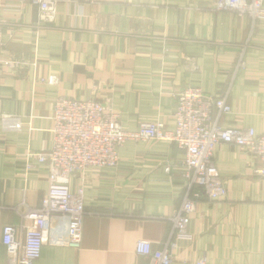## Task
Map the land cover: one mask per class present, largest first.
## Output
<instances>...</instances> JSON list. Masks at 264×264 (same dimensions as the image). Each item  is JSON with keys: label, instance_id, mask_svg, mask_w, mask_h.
I'll return each instance as SVG.
<instances>
[{"label": "crops", "instance_id": "obj_1", "mask_svg": "<svg viewBox=\"0 0 264 264\" xmlns=\"http://www.w3.org/2000/svg\"><path fill=\"white\" fill-rule=\"evenodd\" d=\"M56 1L54 21L44 24L28 1L0 0L1 58L17 62L0 69V264L2 227L23 235L24 215L47 194V167L29 156L50 149L59 98L98 101L124 130L159 122L173 131L179 93L196 87L226 99L222 126L264 133V18L217 11L216 0ZM14 122L21 130L6 128ZM118 157L115 168L71 181L86 212L80 247L49 239L34 264H150L136 255L138 240L166 247L173 264H264V185L246 153L215 147L226 195L210 201L200 192L181 238L172 220L185 195L182 151L126 141Z\"/></svg>", "mask_w": 264, "mask_h": 264}, {"label": "built area", "instance_id": "obj_2", "mask_svg": "<svg viewBox=\"0 0 264 264\" xmlns=\"http://www.w3.org/2000/svg\"><path fill=\"white\" fill-rule=\"evenodd\" d=\"M22 1L37 7L40 23L54 21L56 0ZM215 9L234 12L238 17L249 15L253 19L264 18L262 0H216ZM2 45L0 27V69L2 66L17 65V62L1 58ZM45 82L54 85L56 78L50 76ZM230 113L231 107L225 98L208 97L200 88L188 87L177 97L173 131L164 129L159 122L140 123L137 129L128 131L122 129L118 116L108 112L98 101L57 99L51 147L45 153L29 156V160L32 158L47 167V194L38 208L24 215V220L29 221L30 226L24 227L23 235H19L15 226L2 227L1 245L7 264H34L49 239L74 249L80 247L82 220L86 212L82 189L72 191L71 181L89 168H115L119 162L118 149L126 141H165L182 151L186 188L172 220L173 235L177 238L185 237L200 192L210 201L224 199L226 195L225 186L212 162L216 146L227 144L246 153L255 164L253 174L264 185V133L257 134L250 128L222 126L219 118ZM6 128L19 131L22 125L14 122ZM57 225L61 228L59 233ZM52 232L64 236L53 239ZM135 253L139 257L149 258L150 264H173L174 261L166 247L156 249L147 240L136 242ZM196 264H206L205 258L198 259Z\"/></svg>", "mask_w": 264, "mask_h": 264}]
</instances>
